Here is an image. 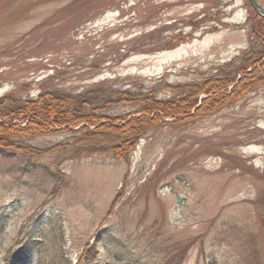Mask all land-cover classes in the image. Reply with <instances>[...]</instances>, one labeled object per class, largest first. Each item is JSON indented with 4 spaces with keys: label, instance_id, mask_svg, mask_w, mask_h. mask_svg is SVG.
Returning a JSON list of instances; mask_svg holds the SVG:
<instances>
[{
    "label": "rangeland",
    "instance_id": "374dc122",
    "mask_svg": "<svg viewBox=\"0 0 264 264\" xmlns=\"http://www.w3.org/2000/svg\"><path fill=\"white\" fill-rule=\"evenodd\" d=\"M247 18L243 0H0V96L201 78L252 42ZM176 35L189 37L166 48ZM164 120L124 160L63 129L12 138L0 264L22 245L15 264H264V85L190 124Z\"/></svg>",
    "mask_w": 264,
    "mask_h": 264
},
{
    "label": "trees",
    "instance_id": "16d2710c",
    "mask_svg": "<svg viewBox=\"0 0 264 264\" xmlns=\"http://www.w3.org/2000/svg\"><path fill=\"white\" fill-rule=\"evenodd\" d=\"M243 1L252 42H248L240 55L214 66L210 75L181 84H171L162 78L153 87L138 92L122 89L103 92L92 88L79 93L43 90L32 97H15L12 92L0 96V152L6 146H17L12 141L14 137H33L63 129L79 134L72 139L76 145L112 142L113 155L124 160L147 131L165 124L164 119L179 125L190 124L233 106L264 85V19ZM181 35H176L175 41H166L165 47L174 48L189 37ZM94 92L98 96L94 97ZM162 92L164 95L160 96ZM99 103L100 106H94ZM119 103L132 105V108L125 113H107ZM16 148L40 154V150L22 144ZM22 246L15 253L7 254L9 264L29 256L30 249ZM23 250H26L24 254Z\"/></svg>",
    "mask_w": 264,
    "mask_h": 264
},
{
    "label": "water",
    "instance_id": "95a60500",
    "mask_svg": "<svg viewBox=\"0 0 264 264\" xmlns=\"http://www.w3.org/2000/svg\"><path fill=\"white\" fill-rule=\"evenodd\" d=\"M252 7L253 11L264 19V4H261L258 0H246Z\"/></svg>",
    "mask_w": 264,
    "mask_h": 264
}]
</instances>
